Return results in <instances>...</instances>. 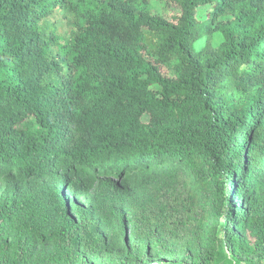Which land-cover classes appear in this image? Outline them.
Segmentation results:
<instances>
[{"label":"trees","instance_id":"1","mask_svg":"<svg viewBox=\"0 0 264 264\" xmlns=\"http://www.w3.org/2000/svg\"><path fill=\"white\" fill-rule=\"evenodd\" d=\"M263 260L264 0H0V264Z\"/></svg>","mask_w":264,"mask_h":264},{"label":"rangeland","instance_id":"2","mask_svg":"<svg viewBox=\"0 0 264 264\" xmlns=\"http://www.w3.org/2000/svg\"><path fill=\"white\" fill-rule=\"evenodd\" d=\"M161 2H156V3H154V7H156L157 9H160L161 10ZM73 15H67V17H62L61 18V21H60V23H61V25H62V28H61V31H63V33H64V36L66 37V38H68V32H69V28H70V26H71V23L69 22V20L70 19H72L73 20V17H72ZM221 35L220 34H216L215 36H214V43H218L220 40H221ZM196 45L199 47L200 45H201V40L199 41V42H197L196 43ZM132 173V176L134 175V173L135 172H131Z\"/></svg>","mask_w":264,"mask_h":264},{"label":"crops","instance_id":"3","mask_svg":"<svg viewBox=\"0 0 264 264\" xmlns=\"http://www.w3.org/2000/svg\"><path fill=\"white\" fill-rule=\"evenodd\" d=\"M261 264H264V260L261 262Z\"/></svg>","mask_w":264,"mask_h":264}]
</instances>
